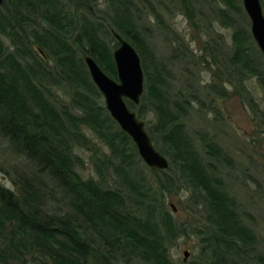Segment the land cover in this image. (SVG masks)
Segmentation results:
<instances>
[{
  "label": "trees",
  "instance_id": "obj_1",
  "mask_svg": "<svg viewBox=\"0 0 264 264\" xmlns=\"http://www.w3.org/2000/svg\"><path fill=\"white\" fill-rule=\"evenodd\" d=\"M154 1L104 0L99 11L98 0H5L0 6V135L32 166L19 174L15 189L0 184V264H176L168 245L183 235L197 238L201 248L199 261L189 264H264L257 234L245 223L249 215L210 162L222 152L205 134L201 151L194 149L186 131L192 104L206 112L204 103L188 89L167 92L162 65L137 23L143 9L156 14ZM177 2L191 24L194 5ZM220 2L224 10L214 19L230 28L234 0ZM114 33L136 50L144 76L139 104H126L138 119H155L146 131L170 159L166 172L147 169L157 176L154 182L133 172V161L142 160L107 112L83 61L90 56L116 80ZM246 41L236 29L230 52L213 45L208 112H215V100L227 98L228 88L238 87L239 95L248 78L260 79L253 57L261 53H249ZM181 46L184 59H191ZM61 85L73 91L70 105L55 100L51 88ZM251 110L264 129V111ZM77 150L91 153L98 180L79 175ZM171 166L189 190L186 210L199 219L178 224L166 211L164 192L179 188L161 175Z\"/></svg>",
  "mask_w": 264,
  "mask_h": 264
},
{
  "label": "rangeland",
  "instance_id": "obj_2",
  "mask_svg": "<svg viewBox=\"0 0 264 264\" xmlns=\"http://www.w3.org/2000/svg\"><path fill=\"white\" fill-rule=\"evenodd\" d=\"M190 1L194 5L192 9L190 8L193 16L191 24L186 18L185 11L178 8L177 0H155L156 14L153 15L143 9L137 23L140 29L142 28L143 37L151 48L155 60L162 65L161 75L168 85L167 92L173 96L177 93L184 95L188 93V89L194 95H198L199 101L204 103L206 112H201L197 103L192 104L193 108L184 119L186 131L194 149L198 151L202 149L201 134H205L219 147L221 156L210 162L223 179L225 191L237 201L241 210L249 215L245 216V223L253 226L258 237V254H264V129L256 113L251 110V105H254L259 107L260 111H264V58L255 54L259 49L252 38L250 22L241 0H234L236 8L229 12V17L233 20L230 28L222 27L220 22L214 19L218 11L224 10L220 0H202L200 3H197L199 0ZM259 2L264 15V0ZM98 3L95 11L103 8L104 0H98ZM236 29L246 33V48L249 53L255 54L253 58L260 79L256 76L248 78L244 82L245 93L239 95L235 93H240L238 87L236 90L228 88L227 98L215 100L213 103L215 112H208L210 98L205 94V90L211 83L208 62L212 63L210 56L213 45L219 46L224 53L230 52ZM6 40L3 39L5 45L8 44ZM178 43L191 59H184L182 51L177 48ZM33 48L42 56L38 48ZM213 68L217 71L216 66ZM64 86H52L51 90L58 103L70 105L73 91L70 86ZM130 110L136 113L135 110ZM139 120L144 122L145 130L155 121L151 115ZM87 133L94 143H99L91 132ZM102 148L108 152L106 148ZM75 153L83 162V167H77L79 175L83 179L98 180L91 153L85 150H77ZM163 156L169 163V157L164 154ZM0 169V184L10 190L15 189L14 182L17 181L19 174L32 170V166L25 159L13 153L10 144L1 135ZM132 169L146 181L148 179L154 182L157 179L142 161L135 159ZM174 169L171 166L166 175L161 174L163 177L174 179L179 187L164 192L165 209L178 224H184L191 218L197 220L200 214L194 210L193 213L189 212L185 208L190 193L183 181H177L179 175ZM168 253L172 262L189 264L199 261L201 248L197 238L183 235L168 245Z\"/></svg>",
  "mask_w": 264,
  "mask_h": 264
},
{
  "label": "water",
  "instance_id": "obj_3",
  "mask_svg": "<svg viewBox=\"0 0 264 264\" xmlns=\"http://www.w3.org/2000/svg\"><path fill=\"white\" fill-rule=\"evenodd\" d=\"M5 0H0V6ZM250 22V32L257 48L264 58V15L259 0H241ZM117 42L112 57L116 69V80L110 78L90 56L84 58L89 77L102 95L105 108L118 127L133 142L138 156L149 169L165 171L169 167L167 159L154 147L140 121L131 111L126 100L138 105L144 92V76L140 58L133 46L113 34ZM186 257V253H184Z\"/></svg>",
  "mask_w": 264,
  "mask_h": 264
}]
</instances>
